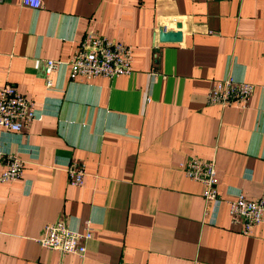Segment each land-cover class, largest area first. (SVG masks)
<instances>
[{
  "label": "crops",
  "instance_id": "crops-1",
  "mask_svg": "<svg viewBox=\"0 0 264 264\" xmlns=\"http://www.w3.org/2000/svg\"><path fill=\"white\" fill-rule=\"evenodd\" d=\"M176 22L180 40L158 41ZM89 30L128 45L132 71L69 80L60 64L45 88L43 60H67ZM228 75L253 85L245 109L205 103ZM4 84L35 117L0 132L23 161L0 184V264H264V221L243 234L225 203L204 216L201 184L176 167L213 160L221 199L264 196V0H0ZM69 162L84 164L80 186ZM58 218L91 228L82 257L36 243Z\"/></svg>",
  "mask_w": 264,
  "mask_h": 264
},
{
  "label": "built area",
  "instance_id": "built-area-1",
  "mask_svg": "<svg viewBox=\"0 0 264 264\" xmlns=\"http://www.w3.org/2000/svg\"><path fill=\"white\" fill-rule=\"evenodd\" d=\"M42 1L20 0V4L38 9L42 6ZM132 60V50L128 45L89 30L84 33L67 60H43L42 79L45 88H51L52 74L60 64L67 65L69 80H90L95 77L113 79L122 74H129L132 71ZM153 72L154 70L150 73ZM252 92V84L228 75L210 84L205 94V103L217 105L221 109H245ZM34 117V101L31 98L24 96L10 84L0 87V132L19 133ZM176 167L186 178L201 184L204 216L216 214L219 205L225 203L229 221L238 224L243 234H250L253 227L264 221V196L247 199L241 191L234 190L228 191V198L221 199L215 187L213 160L188 156L178 162ZM22 169L23 161L17 153L0 149V184L20 178ZM65 170L70 186L82 184L84 164L69 162ZM91 235L92 230L88 226L82 231H74L64 220L58 218L45 224L35 241L39 246L56 250L61 255L74 254L82 257L86 249L85 243Z\"/></svg>",
  "mask_w": 264,
  "mask_h": 264
},
{
  "label": "water",
  "instance_id": "water-1",
  "mask_svg": "<svg viewBox=\"0 0 264 264\" xmlns=\"http://www.w3.org/2000/svg\"><path fill=\"white\" fill-rule=\"evenodd\" d=\"M177 30H165L162 26H159L156 31V38L160 42H177L181 38L180 23L176 22L174 25Z\"/></svg>",
  "mask_w": 264,
  "mask_h": 264
}]
</instances>
